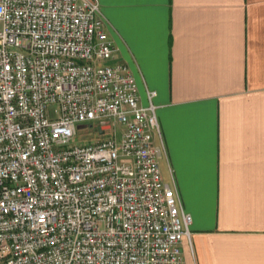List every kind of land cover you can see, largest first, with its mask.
<instances>
[{"label":"built area","instance_id":"2783aa9c","mask_svg":"<svg viewBox=\"0 0 264 264\" xmlns=\"http://www.w3.org/2000/svg\"><path fill=\"white\" fill-rule=\"evenodd\" d=\"M114 53L100 0H0V264H184L156 92Z\"/></svg>","mask_w":264,"mask_h":264},{"label":"crops","instance_id":"0c3cea01","mask_svg":"<svg viewBox=\"0 0 264 264\" xmlns=\"http://www.w3.org/2000/svg\"><path fill=\"white\" fill-rule=\"evenodd\" d=\"M111 63L156 92L184 264H264V0H100ZM163 144V147H161Z\"/></svg>","mask_w":264,"mask_h":264},{"label":"rangeland","instance_id":"374dc122","mask_svg":"<svg viewBox=\"0 0 264 264\" xmlns=\"http://www.w3.org/2000/svg\"><path fill=\"white\" fill-rule=\"evenodd\" d=\"M106 134L108 133V130L105 132ZM101 137V135L98 134L97 127L96 125L89 126V124L86 125H81L77 129V135H76V140H88L92 138H97Z\"/></svg>","mask_w":264,"mask_h":264},{"label":"water","instance_id":"95a60500","mask_svg":"<svg viewBox=\"0 0 264 264\" xmlns=\"http://www.w3.org/2000/svg\"><path fill=\"white\" fill-rule=\"evenodd\" d=\"M100 132L102 133V130Z\"/></svg>","mask_w":264,"mask_h":264}]
</instances>
